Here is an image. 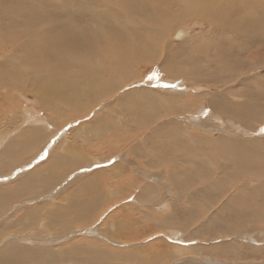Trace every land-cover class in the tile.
I'll list each match as a JSON object with an SVG mask.
<instances>
[{"label": "rangeland", "instance_id": "rangeland-1", "mask_svg": "<svg viewBox=\"0 0 264 264\" xmlns=\"http://www.w3.org/2000/svg\"><path fill=\"white\" fill-rule=\"evenodd\" d=\"M52 24L55 25V23ZM176 26L175 29L172 28L169 31V38L165 40L159 50L157 60L134 67L128 79L120 81L115 90H112V95L104 94L103 96L102 90L92 95L85 90L81 97L72 99L73 101L81 100L80 102L84 104L94 100L89 103L87 109L78 108L74 109L75 111L66 112L69 105L60 108L47 106L46 101H50V96L54 97L56 92L46 94L47 91L44 92L41 88L42 83L38 86V91L33 88L32 84L34 83L33 80L30 82L29 75L22 73L21 77H14L8 74V69L7 71L0 69V159L6 157L8 160L6 161V171L0 170V172L3 171L0 173V189L9 188V191L11 189L13 191L15 186L28 183L31 179L38 180V184H40L38 188H28L31 191H26L15 199L7 198L5 202L10 204H3L4 208L0 213V264H86V257L77 256L78 258L82 257V260L78 259L76 255L80 254L76 252L88 249L86 251L88 255L92 248L93 252L95 249L112 251L117 254V259H121L106 264H264V219L248 221V216L243 215V220L240 222L237 220L234 223L231 219L230 208H226L223 210L222 222L224 225H229L231 233L233 230L234 232L224 235L225 226L218 223L211 224L213 218H209L212 213L221 215L220 210L218 212L219 206L226 203L229 196L237 193L232 204L234 200L239 199L241 195L238 192L240 190H242L241 193L243 192L244 184L240 182L236 185L234 180L229 177V181L233 182L232 188L230 187L231 189L229 188L228 191L224 189L226 193L219 198L213 197L215 200L212 209L209 206L210 203H206L205 199L193 192L202 187L201 183H204L207 177L214 176L211 182L214 185L217 179L216 173L223 171V173L229 174L235 171L230 158L226 157L216 145L218 140L231 141L228 143H230L229 149L232 156L239 152L238 145H233L238 140L264 141V105L262 111L258 110L249 116L243 115L238 119L225 114L213 113L208 99L219 94L220 88L217 86L220 83H214L212 77L227 82L226 77L228 78L230 74L226 76L225 69L215 71L211 67L206 68L204 83H197L183 76H169L167 72H164L167 63L180 60L175 55L177 49L180 48L176 47L184 37L203 36L202 38L205 37L203 40L207 42L206 45L210 46L212 43L210 33L208 34L210 31L208 23L199 21L196 17L186 18ZM177 29L183 31V36H185L179 41L170 39L171 34ZM40 31H43L41 35L46 40L49 38L53 40L57 36L56 31L58 30L54 26H41ZM216 33L218 36L213 39V42L218 41L222 35V32ZM223 37L227 39L226 36L221 38L223 39ZM229 40L234 41L233 38H229ZM257 44L258 46H253L244 52L243 57L241 56L242 60L240 59L239 62L244 61V64L251 62L259 66L257 68L254 66V69L252 68L253 70L248 72L250 75L253 74V71L258 72L256 77L253 76L249 86L254 88L263 84L264 90V42ZM151 46L153 48V45ZM150 48L148 51L151 50ZM218 48V46H212L206 48L210 51L202 52L211 55L215 50L218 53ZM227 50L229 52L230 48ZM14 54V47L5 46L0 53V60H8ZM198 54L202 53L198 52ZM183 58L181 56V61ZM231 59L230 57L225 58L226 61ZM239 62H237L239 69L237 71H241V75L245 77L244 69L246 70V68L241 67V70ZM17 70L20 71L19 74L22 71L21 69ZM194 72L199 71L190 66L187 73L193 74ZM4 75L13 79H8ZM119 76L116 75V77ZM67 77L69 79V75ZM24 78L26 83L23 81ZM10 81L19 83L11 85ZM126 82L129 85L126 86ZM30 83L32 84L30 85ZM241 86L238 87L239 90L244 87V85ZM139 90L176 95L175 100H178L180 104L177 107L169 106L160 109L158 113L153 110L156 108H150L149 102L145 100L143 103L149 106H142L141 110L139 108L132 109L138 102L134 103L132 98H127L126 93ZM147 95L145 93L144 97ZM229 99H232L230 95ZM236 101H240V99ZM57 102L58 98H56L58 105ZM124 107H132L126 109L129 110V115L123 114ZM158 114L161 115L160 121H157L158 124L162 120H170L174 124L178 123L182 128H187L186 133H191L190 136L200 140L210 138L209 140L214 144L212 147H203L199 152L201 172H198L196 164L179 169L176 184H171L169 177L168 179L163 175L158 177L161 167L154 168L151 165L157 151L155 148L149 149L148 141H144L153 127L157 126L155 124L150 126L148 123L157 119ZM138 115L145 120L146 125H136L138 122L133 119ZM242 119L248 121H242ZM37 123L40 125L39 128L44 130L42 132L45 134L43 137L45 144L39 145L34 153L25 157L2 155L5 153L3 151L6 144L9 145L10 141L22 136L29 129L38 127ZM33 124L36 125L33 126ZM251 127L252 130H250ZM139 128L140 130L144 129L141 134L138 133L140 132ZM43 140L37 133L35 141ZM153 141V144L158 143L157 145H159L160 142H165L166 138L163 134L161 137H154ZM187 143L192 148L190 144L193 141H187ZM168 144L170 146L169 142ZM177 144L179 145L178 142ZM185 146H175L179 153L178 159L182 155L185 156ZM47 147L52 149L51 154H45L44 159L36 163L31 160L38 159L37 155L48 149ZM161 149L163 150L160 147L159 152ZM148 157L150 158L148 159ZM64 158L67 160L65 161ZM59 160L63 162L58 163ZM52 162L56 164L55 168ZM73 163L74 165H72ZM192 174L199 175L195 179L199 184L186 190L184 184L188 176ZM206 175L208 176L204 178ZM35 176L36 178H34ZM262 179L264 180V176ZM245 180L250 181L248 178ZM88 181H95L102 195L101 203L97 205L98 207L96 206L97 209L94 210L93 216L84 223L75 222L57 226V222H61V219L56 213L71 210L74 205L73 201L76 200L72 196L74 194L71 193L78 192V190L79 194L84 193L82 185ZM179 182L181 185L177 188ZM250 183L255 182L250 181ZM260 187L263 188L261 185ZM244 195L250 198H260L255 202L261 200L263 213L264 188L245 192ZM247 204L248 202H245L247 207H244V211L246 214L253 213L255 216L260 214V212H252ZM83 206L88 207L89 202H81L80 208ZM57 208L60 209L59 212ZM34 211L40 212L37 214ZM48 212L51 217L46 216ZM237 224L243 227L234 229L233 227ZM75 243L81 245L80 249L75 250L71 247ZM222 244H224L223 247L226 245L225 249H236L239 256L230 258L228 256L230 251H219V249L222 250ZM21 248L24 249L22 252ZM243 248L245 250H241ZM66 250L67 252H65ZM11 251H15V254H12ZM222 252L223 254H221ZM57 253L58 256H56ZM124 254L134 255L138 260H122L120 255ZM21 257L25 259L23 260ZM100 261V259L99 262L97 261L98 264Z\"/></svg>", "mask_w": 264, "mask_h": 264}, {"label": "bare ground", "instance_id": "bare-ground-1", "mask_svg": "<svg viewBox=\"0 0 264 264\" xmlns=\"http://www.w3.org/2000/svg\"><path fill=\"white\" fill-rule=\"evenodd\" d=\"M263 1L264 0H0V53L4 50L5 46H12L15 50V54L9 57L8 60H0V69H4L5 71L8 69V74L14 77H21L22 73L29 75V78H31L30 82L33 80L34 83H30V85L32 84L33 88H36L38 91V86L42 83L43 86L41 88L44 92L47 91L46 94H48V92H52L53 94L56 92L54 97L50 96V101H46L47 106L60 108L61 106L67 107L69 105L71 109L68 108L66 112L69 110L75 111L78 108L87 109L89 103L94 100L87 101L86 104H84L80 102L81 100L73 101L72 99L81 97V94L83 95L85 90H87V92L89 91L88 93H92V95L99 93L101 90L103 96L104 94L107 96L112 95V90H115L120 81L128 79L134 67L143 63L146 65L148 62L157 60L159 50L162 48L165 40L169 38V31L172 28L175 29L177 27L176 24L182 22L186 18L196 17L197 20L208 23L210 29L208 34L210 33L209 36L211 38H209L212 39V43L210 46L208 44L206 45L207 42L203 40L205 38H202L203 36L187 38L184 37L185 35L183 36V31H178V29L175 30L173 34H171L170 39L172 38L173 40L179 41L184 37L182 42L177 43V47L175 46L176 48L179 46L181 49H177L175 54L180 60H176L172 63L169 62V64L167 63V68L164 72H167L169 76H183L197 83H204V71L206 68L211 67L215 71L218 69H225V75L228 76L230 74L228 78L224 76L228 81L224 82L212 77L214 83H220L217 86L220 88V92L216 96L209 97L208 101L210 102L208 103L213 113L225 114L229 117L238 119L243 115L249 116L258 110H263V84H261V86L257 85L254 88L249 86L253 76L256 77L258 72L253 71L252 75L248 72L253 70L254 66L255 68L259 66L251 62V64L247 62L244 64V61L239 62L244 52L253 46H258L257 43L262 44L264 42ZM52 23H55V25ZM41 26L56 27L58 31H56L57 36L55 39L50 40L49 38V40H46V38L41 35V33H43V31H40ZM216 32H222L221 37L226 36L227 39L219 37L218 41H214L217 43L215 44L213 39L218 36ZM229 38H233L234 41H230ZM151 45H153V48ZM212 46L219 47L218 53L215 50L211 55L208 53L203 54L202 51H210L206 48ZM223 47L226 48L223 49ZM149 48L151 49L150 51H148ZM227 48H230L229 52ZM197 51L202 54L199 55ZM181 56L182 58L184 57L182 59L183 62L181 61ZM227 57L232 59L226 61L225 58ZM209 58H211V61H209ZM237 62H239V68H246V70L244 69V73L247 74H245V77L241 75V71H237L239 70L237 68ZM190 66H193L194 69L198 70L200 73H187ZM262 67L263 65L261 68ZM15 68L21 69L23 72L21 71L19 74L20 71ZM68 75L69 79H67ZM116 75L120 76L116 77ZM25 78L23 80L24 82L26 81ZM8 79L13 78L8 77ZM130 80L129 77V81ZM18 83L10 81L11 85H17ZM127 84L126 82V86ZM241 85H244V87L242 90H239L238 87L240 88ZM145 93L148 95L144 97ZM229 95L232 99H229ZM126 96L127 98H132L134 103L138 102L137 105L135 104L136 107L133 106V108H130H139L141 110L144 106H149L143 103L147 100L150 104V108H156L153 110H156L158 113L160 109L169 106L177 107L178 104H180L178 100H175L177 98L176 95H167L159 93L158 91L153 93L148 91L144 92L142 90L129 91L126 93ZM56 98H58V105L56 104ZM180 98L182 99V97ZM121 99L123 100V98ZM239 99L240 101H236ZM127 108L129 107H124V115H129V110H126ZM160 119L161 115H159L157 119L151 120V123H148L150 126L154 124L157 126L153 127V130L148 133L144 140L148 141L147 147L149 149L155 148L157 151L151 165H153L154 168L161 167L160 172L157 171L158 177H161L159 175H163L167 177V179L169 177L171 184H176L177 176H179V169L196 164L198 172H201L199 152L203 147H212L214 145L209 140L210 138L200 140L190 136L191 133H186V131H188L186 130L187 128H182L178 123L177 125L170 120H162V122L158 124L157 121H160ZM133 120L138 122V124H136L138 126L147 124L139 115ZM242 121L248 120L242 119ZM128 122L130 121L128 120ZM38 124L39 123H37V125ZM243 124L249 125L250 123L246 122ZM35 125L36 124H33V126ZM39 127L40 125L35 129H29V131L22 136L16 137L13 141H10L9 145L6 144L3 151L5 153H2V155H8V157H16L17 155L19 157H25L32 154V152L34 153V150L45 142L43 140L45 134L42 132L44 130H41ZM250 130H252V127ZM139 131L138 133L141 134L144 129L140 130L139 128ZM37 133L43 141H35ZM163 134L166 141L160 142L159 145H157L158 143L153 144L154 137H161ZM187 141H193V143L190 144L192 148H190ZM228 142L231 141L220 139L217 141L216 145L219 146L226 157L230 158L231 165L234 167L235 171L229 174L223 173V171L216 173L217 179L214 185L211 183L214 176H209L208 178V175H206L204 178L207 177V180L201 183L202 187H200V189L197 188L193 192L195 195L205 199L206 203H210L209 206L212 209L215 200H213V197L217 196L219 198L223 196V194L226 193L225 190L228 191L233 185V182H235L236 185L241 182L244 184V188L242 193V190L238 192V194L241 195H238L240 198L236 199V197V200H234L232 204L231 202L237 193L229 196L226 203L224 202L219 206L218 212L220 210L221 215H218L219 213L210 214L209 218H213L211 224L215 225L218 223L224 225L222 222V214L223 210L226 208H230L231 219L234 223L237 222V220L238 222L243 220V215L248 216V221L263 220L264 208L262 213L261 200L255 202L260 198H250L245 196L246 194L244 195V193L264 188V180L262 179L263 182H260L262 181L261 178L264 176V141L254 140L250 142L238 140L233 143V145H238L239 149V152L234 156H232V152L229 149L230 143ZM181 145H186L184 147L185 156L182 155L178 159L177 155L179 153H177V148L175 146L180 147ZM160 147L163 148L161 152H159ZM149 158L150 157H148V159ZM6 159V157L5 159H0V170L6 171V161H8ZM31 160H34V158ZM61 160H59L60 162L58 163H62L63 161L61 162ZM64 160L66 161L67 159L64 158ZM55 165L56 164L53 163L54 168ZM72 165H74V163ZM220 175L223 177H220ZM197 177H199V175L195 176L192 174L188 176L184 184L186 190L193 188L191 186L199 184L195 180ZM229 177L234 180L232 183L229 181ZM34 178H36V176ZM247 178L255 183L246 181L245 179ZM36 181L35 179H31L28 183L18 184L14 187L13 191H11L12 189L9 191V188L0 189V213L4 208L3 204H7L5 202L7 198L15 199L17 196L29 191L30 189L28 188L34 189V187H40L38 180ZM180 185L181 183L179 182L177 188H179ZM260 185L263 186V188L260 187ZM82 188L84 189V193L82 194H79V190L78 192L71 193L74 194L72 196L77 200L74 199L75 201H73V203L75 206L72 205L73 207H71V210L62 211L60 213L54 211L56 214H59V219H61V222H57V226L75 222L84 223L93 216L94 210L97 209V205L101 203L102 200L101 191L95 181L83 183ZM33 192L36 191L33 190ZM84 201L89 202V208L86 206L80 208L81 202ZM245 202H248L247 205L252 209V212H260V214L257 216L253 215V213L246 214L244 211V207H247L245 206ZM204 211L206 212V210ZM34 212L37 213L40 211ZM46 216L51 217L49 212ZM224 226V235L234 232L233 230L231 233L228 224ZM239 227L243 226L237 224L233 228L236 229ZM223 245L224 244L221 246L222 250L218 248L219 251L228 250L225 249L226 245L225 247H223ZM71 247L76 250L80 249L81 245L75 243ZM23 248H21V252L24 250ZM67 250L65 252H67ZM87 250L82 249V251L76 252L80 254L76 255V257L81 255L86 257V259L84 258L86 264H95V261L97 260L99 262V259L101 260L99 264H106L116 261L117 259V254L112 253V251L95 249L93 252L92 248L91 253L87 255ZM241 250H245V248ZM228 251L231 252L228 254L230 258L239 256L236 249L232 248ZM11 253L15 254V251H11ZM12 254L10 255L14 256ZM130 254L120 256L122 260H138L136 256ZM221 254H223V252ZM56 256H58V253ZM22 259L24 260L25 258ZM40 259L45 260L44 258ZM78 259L82 260V257ZM97 261L96 264H98Z\"/></svg>", "mask_w": 264, "mask_h": 264}, {"label": "crops", "instance_id": "crops-1", "mask_svg": "<svg viewBox=\"0 0 264 264\" xmlns=\"http://www.w3.org/2000/svg\"><path fill=\"white\" fill-rule=\"evenodd\" d=\"M53 149H55V148H53ZM51 151H52V149H51V150H49V149L44 150L41 154L37 155V156H39V158H38V159H34L33 162L36 163V162H38V161L44 159V157H45L44 155H45V154L49 155V153L51 154ZM37 156H36V157H37ZM34 157H35V156H34Z\"/></svg>", "mask_w": 264, "mask_h": 264}]
</instances>
